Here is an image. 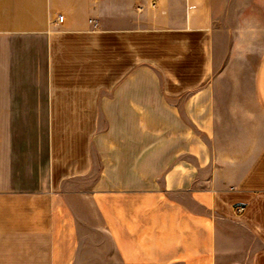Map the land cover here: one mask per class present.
I'll use <instances>...</instances> for the list:
<instances>
[{
	"label": "crops",
	"instance_id": "obj_1",
	"mask_svg": "<svg viewBox=\"0 0 264 264\" xmlns=\"http://www.w3.org/2000/svg\"><path fill=\"white\" fill-rule=\"evenodd\" d=\"M0 264H264V0H0Z\"/></svg>",
	"mask_w": 264,
	"mask_h": 264
},
{
	"label": "built area",
	"instance_id": "obj_2",
	"mask_svg": "<svg viewBox=\"0 0 264 264\" xmlns=\"http://www.w3.org/2000/svg\"><path fill=\"white\" fill-rule=\"evenodd\" d=\"M62 20H63V17H62L61 15H58V16L56 17V19H55L54 22H56V23H61ZM243 210H244L243 207H237V208H236V212H237V213H242Z\"/></svg>",
	"mask_w": 264,
	"mask_h": 264
}]
</instances>
